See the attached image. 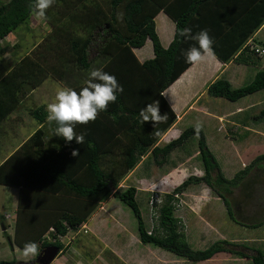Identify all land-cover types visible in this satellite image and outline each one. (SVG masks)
<instances>
[{"label": "trees", "instance_id": "trees-1", "mask_svg": "<svg viewBox=\"0 0 264 264\" xmlns=\"http://www.w3.org/2000/svg\"><path fill=\"white\" fill-rule=\"evenodd\" d=\"M185 1L187 5L181 0H54L46 10L45 20L50 30L0 78V122L17 111L23 101L30 102L27 115L43 122L0 164V184L19 187L13 235L8 236L12 244L23 250L25 243L35 242L40 251L48 245H56L62 251L64 244L57 235L64 236L69 229L77 228L101 202L113 195L132 210L141 243L192 261H204L225 253L247 257L253 264H264V253L259 249L225 239L204 249H193L186 240L180 218L173 214L178 201L176 195L193 184L204 182L224 201L230 218L239 222L233 215L229 195L243 184L241 181L249 170L264 160V153H260L232 178H226L207 146L202 129L197 134L194 125L183 129L165 145H155L176 119L161 93L190 65L185 59L187 50L198 46L195 40L181 37L179 30L191 28V35L195 36L207 29V22L203 24L197 16L212 0ZM34 4L35 0L0 3V40L4 41L0 46L6 47L5 38L18 26L29 22L33 14L30 6ZM245 5L243 12L240 10L230 20H225L224 23L231 24L229 29L223 32L221 26L216 35L210 36L215 55L222 62L235 59L249 63L250 56L255 60L246 53L247 46L242 45L264 23V0H251V4ZM225 8L231 9L227 5ZM161 9L175 22L174 36L167 47L161 45L153 19ZM106 27L111 36L96 35L98 28ZM146 39L152 42L153 56L140 62L132 48L141 47ZM94 46L98 59L90 57ZM16 47L13 52L18 51ZM93 63L96 68L115 75L124 91L117 93V100L109 103L95 121L74 126L77 135L85 133L84 144H77L75 140L66 142L62 136H57L55 145L46 146L47 110L44 105L35 103V93L48 77L79 91ZM261 89H264V69L258 70L253 79L241 87L232 88L224 78H217L207 86L211 95L230 101ZM154 101L159 102L160 114L167 113L168 120L156 125L151 121L142 123L140 110ZM263 116L264 107L257 114V117ZM49 126H53V131L57 127L55 122ZM191 135L198 136L204 173L188 175L163 194L161 203L154 205L155 224L152 231H148L135 199L136 188L130 185L118 190L117 187L149 150L155 163L161 165L167 154ZM128 136L129 140L125 141L124 137ZM72 149H78L79 156H72ZM250 182L247 181L246 186ZM242 188L241 194L247 187ZM46 235L55 240L47 239ZM0 264L39 263L35 259L33 262L13 258L0 259ZM115 264L126 263L116 258Z\"/></svg>", "mask_w": 264, "mask_h": 264}, {"label": "crops", "instance_id": "crops-1", "mask_svg": "<svg viewBox=\"0 0 264 264\" xmlns=\"http://www.w3.org/2000/svg\"><path fill=\"white\" fill-rule=\"evenodd\" d=\"M181 1H183L185 5H187L185 0ZM239 1L241 2L239 3ZM239 1L212 0V2L208 3L210 5H208L205 10L201 11L200 16H197V19L203 22V24L207 22L206 30L208 31L209 36L216 35L221 26L223 32L229 29L231 24L227 25V23H224L225 20H230V18L240 10L241 12H243L242 9L245 10V8L247 7V5H245L246 3L251 4V0ZM218 5L220 6L218 7ZM225 5L229 6L231 9L225 8ZM242 14L243 13H241V15ZM34 16L35 15L32 14L29 18L30 21L31 17H33V19L35 20L34 25H29L27 23L22 25L23 29L20 30L17 28L12 34L8 35L5 38V41L8 42L9 45L7 43L6 47L0 46V53L10 49L9 55L15 57L12 61V64L8 66L9 68L13 66L20 55L30 52L36 42L41 41L46 32H48L51 28L49 25L48 29L44 31L42 35H37V33H35L34 31V27L41 24L48 25V23L45 19H40L37 16ZM153 19L155 23V31L158 35L160 43L163 47H167L174 36L175 22L162 9L156 13ZM263 27L264 23L242 45L243 48L247 46L245 47L248 50L246 51L247 54L249 53L250 55H252L253 48L255 46H258V44L256 43V37ZM97 34L106 36L112 35L108 27L98 28L96 31V35ZM11 37L15 39L13 40L14 42L11 41ZM2 42L4 43L3 40H0V45H4ZM16 45L18 46L16 47L18 51L13 52ZM132 50L140 62H143L144 60L149 59L153 56V46L150 39H146L145 43L141 47H133ZM241 50L242 49L240 48L237 54H239ZM259 56L260 55L258 54H254L255 60H253L250 56V58L248 59L249 63H242L239 61H235V59H231L228 62H222L215 55V58H211L197 64H190L161 93V95L163 94L162 96L167 102L170 110L175 114L176 119L172 123V125L159 137L155 145H165L168 141L175 138L183 129L188 126H192H186L185 124L181 125L183 120L189 119L191 120L189 122H191L193 125H195L197 121H202V131L205 135L207 146L218 162L223 175L226 178H232L238 171L243 169L242 166L244 162L248 159L253 158L255 150L263 148L262 145H264V126H252L238 118L245 113H247L246 115H248V111L252 107L251 104L246 106L238 105L235 109L230 110L225 109L214 111L213 109H211L208 103L209 100L213 99L211 101L214 102L217 101L214 99H218V97L208 93L207 86L210 82L214 81L217 78H224L230 83L232 88L239 87L237 84L242 81H239L240 77L246 76V71L244 70V68L248 65H250V68L252 65L258 66V64L261 62V58H259ZM95 68L96 65L93 63L91 66V70ZM261 69L264 68L258 67L256 69H253V71L251 72L255 75V73ZM49 83L52 85L51 89L45 87L43 88L42 93L37 94L39 97H35V99H37L36 101H40L39 103H37V105H44L45 109L46 105L48 104L47 100H51L50 102L54 100L57 89L66 86V84L48 77L40 87ZM35 92L36 90H34V93ZM243 97H240L235 101H238ZM23 102L24 103H21L17 111L9 114L0 122V147L2 148L0 150V164L3 163L10 155H12L22 145V143L25 142L33 134V132L37 128L43 125V122H40L37 119L27 115L30 106H28L26 101ZM190 113H192L191 118L188 117ZM252 117L256 118V121L257 119H259V117H257V114L253 115ZM208 123H211V126L206 128L205 126ZM52 128L53 126L47 125L45 137L46 146H53L56 144L55 137H57V135L54 134L56 126L54 131L52 130ZM19 129L20 135L18 134ZM192 136L194 135H191L181 145L172 149L167 154L165 161L161 165L155 163L154 158L152 157L149 150L145 155L141 157L137 165L122 178L121 182L118 185V190L126 189L129 186V180L133 175H137V177H134L136 181L133 179L134 182H152V184H156L163 193L170 191L188 175H203L204 166L202 160L191 162L192 158H197L198 156H200L197 145V149L194 150L191 155L186 154L183 159L177 160V164H174L171 167H159L166 165L170 157L175 152L181 150L184 144ZM128 138L129 136L124 137L125 141L129 140ZM2 144H4V147L1 146ZM213 146H216L215 149L219 150L218 153H215V151L212 149ZM257 155L258 154L255 153V157ZM172 159L173 161L175 160V158ZM252 160L253 159H251V161ZM185 162H189L188 167H184L186 166L184 164ZM153 165H157L158 167H155L158 170L162 169L160 178H157L155 176H153L152 179L151 177H145V175L150 172L148 171V168H152V170H154ZM230 165L240 167L239 169L237 167H228ZM246 179H248V177ZM0 185H4L7 188V190L5 191V196L0 199V208L3 210L8 206V208L12 209L10 213H7L6 211L0 213V219H2V221H6L8 218H11L14 222L18 204L19 187L6 184ZM135 188L137 194V190L140 187L135 186ZM150 190L152 191V188ZM179 194L183 199L182 201L188 206V208L190 206L192 211H194L195 207H192L189 204V199H185V197L190 199L192 198L195 202L198 199L202 200L203 195L205 196V198L207 196L209 197V202L207 204H205L204 202L203 204L205 213L203 215L197 213L196 215V219L200 220L199 222L201 223V230L195 229L197 233L195 231L193 232L194 234H197L200 239L199 240L197 237L198 241L195 242V245L199 247H196V249H204L210 246L215 241L223 239L229 241L230 243L241 245V242H239L238 240L239 236L236 235L235 232L231 234L227 230H225V225L229 226V224H225V221L227 219H230V216L228 214V210L226 205L224 204V201L217 194L216 190L210 188L204 182H200L191 185ZM150 195L151 194H149L148 197ZM241 195L242 194L239 187L234 188L233 193L229 195L230 200H232L231 208L235 218H237V213L241 208ZM121 202L122 201L117 197L110 195L105 201L101 202L97 206V208L91 213L86 221H84L77 228L68 230L66 235H74L72 236L74 240L70 241L67 244H64V250L60 251V255L62 256V254L67 253L69 248L72 251H77L78 253L82 248L87 247L88 249H86L85 251L88 252L89 256H86L88 257V262L91 263L92 261H99V263L101 264H115L114 261L111 260V258H114V260H116L117 258L126 264H218L219 262L220 264H225L226 262L235 264L234 262H232V260H230V258H226L227 256H225V253L216 254L212 258L204 261H192L160 247L141 243L138 236V228L137 226L133 228L131 225L132 223L125 219V217L127 218V215L123 207L120 205ZM148 205L149 213L153 215L155 204L153 206H151L150 204ZM198 208L199 206H197V209ZM141 215L147 229V222L145 220L146 217L143 216L142 212ZM212 217L215 218L214 222H207V220ZM247 222L249 223V221ZM151 223L152 224L149 227L150 230L147 229L148 231H152L154 227L155 222ZM234 224L240 225L239 229H241L242 231H244L245 229H254L252 227L242 225L239 222L238 224L237 222ZM84 225H86L85 227L88 229L87 232H83ZM213 225H216V227H213ZM256 228L259 230L263 228L261 233L264 234V224ZM119 237L121 238V242H119ZM188 239L189 238L186 236L187 242L192 247L193 243L191 244ZM202 239H206V241L202 242ZM257 240L261 239L257 238ZM62 241L63 240L61 239V242ZM201 243L206 244V247L204 246L201 248ZM248 245L250 246V248H254L255 246L254 243ZM11 249L13 250V252H15L16 249L20 248L15 244H12ZM93 253H96L94 257L91 256ZM60 255H57L54 258L52 264H54L55 261L60 262L58 258L60 257ZM16 260L29 261L22 259ZM240 260L246 261L245 264L250 261V259L247 257H241Z\"/></svg>", "mask_w": 264, "mask_h": 264}, {"label": "rangeland", "instance_id": "rangeland-1", "mask_svg": "<svg viewBox=\"0 0 264 264\" xmlns=\"http://www.w3.org/2000/svg\"><path fill=\"white\" fill-rule=\"evenodd\" d=\"M7 1H9V0H0V3L1 2H7ZM34 23H35V20L33 19V17H31V19L28 22V24L29 25H34ZM48 27H49V24L48 25L41 24V25H38V26L34 27L35 28L34 31H35V33H37V35H42L43 32L48 29ZM18 29H20V30L23 29V26L22 25L18 26ZM256 38H257L256 39L257 40L256 43L258 44L259 48L262 50V52H261V54L259 56V58H261V62L258 64V66L252 65L253 68H252V66L250 68V65H248L247 67L244 68V70L246 71V76L240 77L239 81H241V80L242 81L239 82V84H237L239 87L244 86V85L248 84L251 81V79L254 76V74H252V72H251V71H253V69H256L258 67L259 68H264V27L260 30V32H259V34L257 35ZM10 39H11V41L15 40L13 37H11ZM9 51H10V49L5 50V51L0 53V78L3 76V74L6 73L7 69L9 68L8 66H10L12 64V61L15 58V57L9 55ZM98 55L99 54L97 53L96 46H94L93 48L90 49V57H92V59H94V58L98 59ZM252 56L254 57V54H252ZM97 59L95 60L96 64H97ZM250 75H251V77H250ZM45 87L51 89L52 85L50 83L46 84V85L40 87L38 89V92L42 93L43 88H45ZM38 92L35 93L36 94L35 97H39L37 95ZM35 97H34V101L37 104L40 101H36L37 99H35ZM263 98H264V89H261V90H259L257 92H254L252 94H249V95L241 98L238 101H229V100L225 99L224 97H218V99H214V100H217V101L212 102L211 100H213V99H210L208 103H209L210 108L213 109L214 111L225 110V109L226 110H230V109H235L238 105L246 106V105L251 104L252 107L248 111V115L249 116L246 115L247 113H245V114L241 115L238 118L240 120L244 121L245 123H247L249 125H252V126H264V116L263 117H259V119H257V121L255 120L256 118L252 117L253 115L258 114L259 111L264 107V99ZM50 101L51 100H47V103H50ZM27 103H30V102H27ZM191 116H192V113H190L188 115V117H190V118H191ZM189 121H191V120H189V119L188 120H183L181 125H184V124L186 126L187 125H193ZM10 126H11V124H10ZM209 126H211V123H208L205 127L208 128ZM19 131H20V129L18 130V134L20 135ZM197 140H198V136H196V135L192 136L184 144V146H183V148H181V150H179L178 152H175L170 157V159H169V161H168V163L166 165L159 166V167H163V168L164 167H171L174 164H177V160L183 159L186 154L191 155L194 152V150L197 149L196 148ZM1 146L4 147V144H2ZM262 146H263V148H259V149L255 150L256 154L264 153V145H262ZM215 148H216V146H213L212 149L215 151V153H218L219 150H217ZM1 149L2 148L0 147V150ZM255 153H254L253 158L255 157ZM172 158H175V160L173 161ZM253 158H251V159H253ZM251 159H248L247 161H245L242 167L244 168L245 166L250 164ZM200 160H201L200 156H198L197 158L196 157L192 158L191 162L200 161ZM184 164L186 165L184 167H188L189 166V162H185ZM155 166L158 167L157 165H153L154 170H152V168L151 169L148 168V171H150V172H148L145 175L146 178H150L151 177V179H152L153 176H155L157 178H160L162 169L158 170ZM228 167H237V166L230 165ZM239 167H237V168L239 169ZM254 174H256V172H255V168L253 167L246 174L247 176H245V178L242 179L241 182L243 184L240 185L239 188L240 189L242 187L246 188L247 186H246L245 183L247 181H251V179H252ZM134 177H137V175H133L130 178L129 186L131 185V186H134V187L135 186L140 187L137 190V194H136L135 198H136L137 204H138V206L140 208V211L142 212L143 216L146 217L145 220L147 222V227H148L147 229L150 230L149 227L152 224L151 222H155V219L153 218L154 216L149 213V205H148L149 204V201H148L149 197H148V195L152 194V193L153 194H157L160 197L161 201H162L164 193L161 192L160 188H158L156 184H152V182H146V181H142V183L134 182V180H135ZM247 177H248V179H246ZM138 178H142V177H138ZM135 183H138V184H135ZM151 188H152V191L150 190ZM117 189H118V187H117ZM6 190H7V188L4 185H0V199H2L3 196H5V194H6L5 191ZM176 196L178 198V202H177V206H176V209L174 210L173 214H174V216L180 218L181 223L183 224V227H184L183 231L185 232V235L189 238L188 240L190 241V243L191 244L193 243L192 244L193 249H196V247H199V246L195 245V242L198 241L197 240L198 235L194 234L193 232L195 231V229L196 230L197 229L201 230L200 229L201 223L199 222L200 220L196 219V215H197V213L202 214V215L205 213V210L203 208V206H204L203 204H204V202H205V204H207L209 202V200H208L209 197L207 196L205 198V196L203 195L202 196V200L198 199L196 202L192 198L190 199V198L185 197V199H189L188 200V201H190L189 204L192 207H195L194 211H192L191 207L189 206V208H188V206L182 201L183 199L181 198V195L179 193ZM188 201H185V202H188ZM120 205L123 207V209H124V211H125V213L127 215V218L125 217V219L130 221L132 223L131 224L132 227L135 228L137 226V220H136L132 210L123 202H121ZM197 206H199L198 209H197ZM183 207H185V208H183ZM7 208H8V206H7ZM7 208H5L3 210L0 208V213H3L4 211H6L7 213H10V211H12L11 208H8V209ZM180 208H181V210H180ZM214 220H215V218L212 217V218H209V220H207V222L211 223V222H214ZM236 222L237 221H234L231 218L227 219L225 221V224H229V226L225 225V230H227L231 234L235 232L236 235L239 236L238 240H239V242H241L242 246H245V247L249 248L250 246L248 244L254 243L255 246H259L261 248V250L264 251V234L261 233L263 228H261L260 230L257 229V228H254V229H249V230L245 229L244 231H242L241 229H239L240 225L234 224ZM2 224L3 225L4 224L7 225L6 229L2 230ZM13 224H14V222H13V220L11 218H8L6 221H2V219H0V259H13V258H16V259H22V260H29L31 257H25L23 255V250L16 249V251L13 252V250L11 249V245L8 242V236H12L13 235ZM237 224H238V222H237ZM85 226L86 225H84L83 232H87L88 231V229ZM214 226L216 227V225H213V227ZM195 232L197 233V231H195ZM72 236H74V235H71V234L69 235L68 234L66 236H61V239L63 240L62 241L63 244H67L70 241H73L74 238H72ZM257 238H260L261 240H257ZM198 239H199V237H198ZM212 239H214V238H212ZM50 240H51V238H50ZM201 241L202 242L206 241V239L205 240L202 239ZM119 242H121V238L120 237H119ZM205 245L206 244L201 243L200 247L202 248ZM86 249H88V248L84 247L77 253V251H72L69 248L68 252L62 254V256L60 255L61 253L59 252L58 256L60 255V257H58V258H59L60 262L55 261L54 264H101V263H99V261H92V263L88 262V257L87 256H89V254H88V252L85 251ZM95 254L96 253H93L91 256L94 257ZM225 256H227L226 258H230V260H232V262H234L235 264H245L246 263V261L240 260V258H241L240 256H237L235 254H226ZM36 258L37 257H35V260H36ZM111 260H113L114 263H115L114 258L113 259L111 258ZM30 261L34 262V259L31 258ZM188 264H191V263H188ZM218 264H220V262ZM225 264H231V263L226 262ZM247 264H253V263L250 260V261H248Z\"/></svg>", "mask_w": 264, "mask_h": 264}, {"label": "clouds", "instance_id": "clouds-1", "mask_svg": "<svg viewBox=\"0 0 264 264\" xmlns=\"http://www.w3.org/2000/svg\"><path fill=\"white\" fill-rule=\"evenodd\" d=\"M53 3L54 0H35V4L30 6V10L38 18L46 19V10ZM122 15V13L119 14L118 19ZM191 32V28L179 30L181 37L193 39L198 45L187 50L185 53L186 62L197 64L215 58L212 47L213 40L208 31L206 29L201 30L195 36H192ZM123 91L124 89L118 83L115 75L109 74L102 68H95L90 71L79 91L68 86L57 89L54 100L46 105V119L49 125L53 122L56 123L55 135L62 136L66 142L75 140L77 144L82 145L85 142V133L77 135L74 126L95 121L101 111L107 110L109 103H114L117 100V93ZM139 115L142 123L151 121L156 125L168 120L167 113L160 114L158 101L145 105V108L140 110ZM202 128L203 122L197 121L194 125V131L198 134ZM79 154L78 149H72V156L77 157ZM39 251L40 246L35 242L25 243L23 247V255L32 259H35Z\"/></svg>", "mask_w": 264, "mask_h": 264}, {"label": "flooded vegetation", "instance_id": "flooded-vegetation-1", "mask_svg": "<svg viewBox=\"0 0 264 264\" xmlns=\"http://www.w3.org/2000/svg\"><path fill=\"white\" fill-rule=\"evenodd\" d=\"M254 168L256 174L253 175L250 184L241 195V208L237 213V220L241 222L240 224L252 228L264 224V160L257 162ZM254 248L262 251L259 246H254Z\"/></svg>", "mask_w": 264, "mask_h": 264}, {"label": "water", "instance_id": "water-1", "mask_svg": "<svg viewBox=\"0 0 264 264\" xmlns=\"http://www.w3.org/2000/svg\"><path fill=\"white\" fill-rule=\"evenodd\" d=\"M5 227L2 225V230H4ZM8 242L10 245H12V240L8 238ZM60 252V249L56 245H48L44 247L38 254L36 261L39 264H52V261L54 258L58 255Z\"/></svg>", "mask_w": 264, "mask_h": 264}, {"label": "built area", "instance_id": "built-area-1", "mask_svg": "<svg viewBox=\"0 0 264 264\" xmlns=\"http://www.w3.org/2000/svg\"><path fill=\"white\" fill-rule=\"evenodd\" d=\"M253 50H254V53H256V54H258V55H260L261 54V52H262V50L259 48V46H255L254 48H253ZM149 204L151 205V206H153L154 204H156V203H160L161 202V199H160V197L157 195V194H151L150 196H149ZM50 230L51 231H54L53 230V228H50ZM70 230V229H69ZM46 238L47 239H49L50 240V238L52 239V240H55V238H52L51 236H48V235H46ZM57 238H59V239H61V235H57Z\"/></svg>", "mask_w": 264, "mask_h": 264}]
</instances>
